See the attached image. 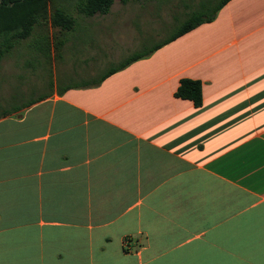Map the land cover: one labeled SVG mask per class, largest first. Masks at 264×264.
Listing matches in <instances>:
<instances>
[{
    "label": "crops",
    "instance_id": "crops-1",
    "mask_svg": "<svg viewBox=\"0 0 264 264\" xmlns=\"http://www.w3.org/2000/svg\"><path fill=\"white\" fill-rule=\"evenodd\" d=\"M61 70L0 115V264H264V0L97 84Z\"/></svg>",
    "mask_w": 264,
    "mask_h": 264
},
{
    "label": "rangeland",
    "instance_id": "rangeland-1",
    "mask_svg": "<svg viewBox=\"0 0 264 264\" xmlns=\"http://www.w3.org/2000/svg\"><path fill=\"white\" fill-rule=\"evenodd\" d=\"M220 1L113 0L105 14L85 16L70 10L72 28L61 34L63 43L56 50L36 48L43 33L51 42L54 29L47 24L38 36L40 29L33 27L30 36L0 57V112L26 102L51 75L60 80L65 65L71 82L99 77L130 53L173 35L189 16L210 14Z\"/></svg>",
    "mask_w": 264,
    "mask_h": 264
},
{
    "label": "trees",
    "instance_id": "trees-1",
    "mask_svg": "<svg viewBox=\"0 0 264 264\" xmlns=\"http://www.w3.org/2000/svg\"><path fill=\"white\" fill-rule=\"evenodd\" d=\"M113 0H0V57L9 52L13 46L17 45L21 40L30 36L33 29L38 27L40 32L38 36L44 32L43 26L54 29L51 33V42L43 33L39 36V50L59 49L63 43L61 34L70 30L73 25V18L69 11L72 10L78 14L92 16L95 13L105 14ZM125 2L126 0H119ZM227 0H221L215 6L213 11L207 15H191L170 37L152 45L149 49L142 52H132L124 57L122 61L112 66L99 77L85 83V85H94L99 83L109 74L123 68L129 63L149 55L153 50L159 48L163 44L171 41L177 36L184 34L201 22L210 21L216 11ZM66 4V5H65ZM68 4V5H67ZM68 6L71 7L68 8ZM34 27V28H33ZM42 31V32H41ZM34 41V40H33ZM176 97L187 99L194 106H198L201 102L200 84L197 80L181 79L174 92ZM7 111H1L0 115Z\"/></svg>",
    "mask_w": 264,
    "mask_h": 264
}]
</instances>
